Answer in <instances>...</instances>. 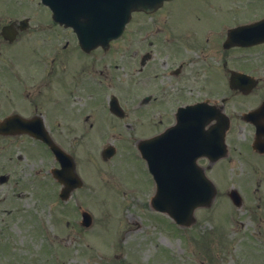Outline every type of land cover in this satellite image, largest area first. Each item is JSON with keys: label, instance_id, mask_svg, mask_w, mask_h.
<instances>
[{"label": "rangeland", "instance_id": "374dc122", "mask_svg": "<svg viewBox=\"0 0 264 264\" xmlns=\"http://www.w3.org/2000/svg\"><path fill=\"white\" fill-rule=\"evenodd\" d=\"M37 1L9 2L16 9L23 10L38 8ZM217 1L210 8H221L229 25L255 16L251 0ZM167 8L175 12V24L179 27L189 24L192 13H206L208 9L203 0H176ZM4 10L16 12L13 8ZM164 15L165 10L153 17L135 15L129 37L116 46L120 54H115L108 66L112 68L110 74H113L118 88L123 89V79L128 72L123 56L125 46L129 43L134 49L142 50L147 42L139 43L140 36L160 26ZM151 41L155 43L156 39ZM185 41L179 39V44L184 46ZM189 47L187 42L184 47L187 51L179 55L180 62L195 57L193 47L191 51ZM261 52L264 50H258L259 54ZM28 53V47L20 46L16 58L22 62ZM210 60L216 63L214 57ZM137 67L138 64H133L131 72ZM191 69L187 87L197 98L204 81L192 77ZM141 75L143 78L144 74ZM179 100L185 101L181 97ZM134 102L126 103L130 108ZM99 112L98 119L101 117L102 123L95 134L92 133L95 140L92 144L80 136L82 130L77 132L81 137L78 142L66 144L78 160L83 162L93 158L91 164L84 163V170L88 172L82 173L86 188L67 202L53 197L48 201L43 193L31 189V181L36 184L47 176V168L52 162V157L48 158L43 153V147L33 148L30 144L28 147L32 151L29 152L27 146L20 144L0 145V176L10 177L7 182L0 183V264H264V157L242 150V146L248 144V129L231 132L227 158L222 160V166L215 165L210 171L209 177L218 192L212 205L196 210V221L190 227H180L168 215L153 209L149 172L141 159H136L139 154L131 145L127 148L133 152H126L119 143L121 150L113 166L101 164V159L97 163L95 158L103 148L100 140L112 129L102 108ZM132 117L130 121L135 123L136 115ZM136 126L140 132L136 138L156 133L152 128L147 132L146 127L140 131L144 122ZM67 132L72 136L76 131ZM84 133L89 137L91 131ZM18 155H22L24 160L19 161ZM125 158V166L118 169L119 160ZM92 169L95 171L91 172ZM21 178L26 180L24 185L19 184ZM231 188L237 189L243 197L242 207H235L229 199ZM71 205L77 207L76 216ZM81 209L93 216L90 228L78 224Z\"/></svg>", "mask_w": 264, "mask_h": 264}, {"label": "flooded vegetation", "instance_id": "af4514ba", "mask_svg": "<svg viewBox=\"0 0 264 264\" xmlns=\"http://www.w3.org/2000/svg\"><path fill=\"white\" fill-rule=\"evenodd\" d=\"M203 2L208 7L206 13H192L186 27L175 24L177 19L171 10L161 19L155 43L147 42L148 46L145 45L142 50L134 49L129 43L125 46V53H122L128 72L122 89L116 86L113 74H110L112 68L108 67L111 58L120 54V49L114 48L116 42H112L109 48L84 50L72 29L57 23L50 10L40 3L39 8L15 10L13 4L0 0V145L20 144L27 146L26 150L29 151L28 146L33 144L43 147V153L48 158L52 157L47 176L36 184L32 180L31 189L43 193L51 201L52 197L62 200L60 194L65 188L58 175L62 164L56 162L47 143L36 138L35 130H40L39 134L70 154L81 174L83 166L91 164L92 158L83 162L78 160L74 151L66 148V144L78 142L80 136L89 139L88 143L95 141L92 133L95 134L102 123L101 117L98 119L99 108H102L104 117L112 126L100 142L111 145L122 143V129L128 130L129 135L133 134L130 137H134L132 143H138L140 137L136 138L135 135L139 133L136 125L140 122H144L140 129H156L153 135H161L177 125L180 107L201 102L217 106L221 113L223 103L224 111L231 120V129L254 131L258 125H264V53H258V50H264V42L230 48L225 46L229 30L264 19V0H251L255 14L253 18L230 25L221 8H210L219 1ZM11 7L16 12L4 10ZM129 35L126 31L124 38ZM180 37L188 40L195 54V57L184 62L178 60L182 51H187L179 44ZM23 45L28 47L29 53L24 55L22 63L16 56L18 47ZM244 55L247 57L244 58ZM210 57L216 59L215 64ZM126 60L132 67L138 64L134 72H131L132 67ZM190 68L192 77L204 81L197 98L187 87ZM141 74H144L143 78H140ZM243 76L255 82L248 93L239 86H231L232 77L237 81ZM116 92L124 93L122 100L114 95ZM105 95L109 99L108 105L99 106L100 98ZM115 97L119 99L120 108L110 105ZM179 97L185 101H180ZM146 98L149 100L146 101ZM131 101L138 106L129 108L124 103ZM247 113L253 114L249 120L244 118ZM133 114L136 115L135 123L130 121ZM199 124L209 135L211 127H222V122L218 125L216 121H202ZM67 130L76 132L71 136ZM80 130L91 133L89 137H86L87 133L78 136ZM114 158L108 159L112 166L115 164ZM18 160L23 161V156L18 155ZM206 162V158L199 160L201 164ZM121 167L122 164L118 163V168ZM9 179L6 176L4 181L0 179V183ZM20 183L24 185L26 180L21 178Z\"/></svg>", "mask_w": 264, "mask_h": 264}, {"label": "water", "instance_id": "95a60500", "mask_svg": "<svg viewBox=\"0 0 264 264\" xmlns=\"http://www.w3.org/2000/svg\"><path fill=\"white\" fill-rule=\"evenodd\" d=\"M44 1L49 4L55 3L57 9H55L56 13L59 14L58 0L57 2L55 0ZM163 1L164 0H66V10L73 12L88 11L89 16L86 14H78L71 19L72 26H76V30H81L79 27H88L87 24L94 23V20H97L98 26L103 28L101 31H110L112 36H119L126 18H128V15L133 10H153L161 5ZM62 3H65V0H62ZM87 21L89 23H87ZM260 132V135L264 136V130H260ZM255 148L264 150V141L258 140L255 143ZM149 160L152 172L159 182V190L153 200L156 209L167 212L178 224L189 226L194 221V211L198 207L209 206L212 203L216 194L212 183L203 176L199 175V178L193 174L190 175V173L188 177L189 179L191 178V180H188V177L185 175L186 173L176 170V174L170 177L171 180H167L163 184L155 170L157 165L156 158L150 157ZM230 196L236 205L239 206L241 204V197L237 191L233 190Z\"/></svg>", "mask_w": 264, "mask_h": 264}]
</instances>
